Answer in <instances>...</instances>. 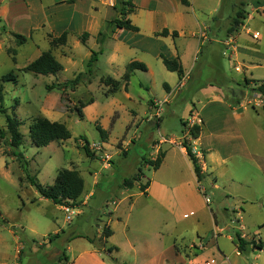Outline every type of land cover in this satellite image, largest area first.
<instances>
[{
	"label": "rangeland",
	"instance_id": "rangeland-1",
	"mask_svg": "<svg viewBox=\"0 0 264 264\" xmlns=\"http://www.w3.org/2000/svg\"><path fill=\"white\" fill-rule=\"evenodd\" d=\"M68 1L70 0H26L27 3L29 2L27 20L14 16L7 19L4 14L1 16L0 80L13 72L16 82H0V87L3 89V107L7 109L9 115L16 116L23 122L20 132L24 135V144L19 151L29 162V175L35 177L39 184L43 186L52 184L59 170H71L73 164L78 165L77 170L82 173L88 189L92 186L91 173L99 174L98 178L101 182H112L111 186L105 183L96 189V197L90 199L88 206L76 204L82 213L80 216L73 217L71 224L66 227L70 233L71 231L79 232L96 238L97 225L102 226V222L107 220L104 213L114 209L111 201L106 203V200L128 197V194L121 191L122 184L125 179L132 178L140 168L143 169L145 175L144 183L158 177L168 182L172 192L180 182L193 179L185 166L180 167L177 172H173L170 167L156 173L151 166L146 169L144 162L157 158L153 144L159 143L162 138H167L168 134H173L176 138L183 136L184 126L181 120L184 117L186 101L191 102L194 91L188 86L189 90H184L175 103L171 106L164 105L162 115H164L165 122L161 128L157 127L155 118L151 116V122H147L149 119L146 118L145 113L149 109L148 101L151 98L162 99L165 94L162 88L163 81H169L167 77L177 81L178 75L162 68L163 72H157L156 83H154V78L149 74L140 72L132 77L127 92L120 89L116 94H110L109 87L105 86L103 81L112 77L122 82L126 66L135 54L133 50L118 46L120 41H124L126 45L132 44L134 34L122 31L121 40L109 41L112 32L117 29L114 25H109L105 26L106 29L103 31L108 37L103 46L98 43L99 36L95 40L90 39L87 46H84L78 38L82 26L90 20L86 16L89 11L92 15L91 10L85 2L76 0L74 3H67ZM136 1L139 3L145 0ZM146 1L151 9L157 8L159 0ZM98 2L101 8L95 15L101 23L106 20H109V23L117 17L114 7L107 6L99 0ZM258 2L264 3V0H195L194 3L196 15L201 20L210 23L212 32H215L216 36H223L228 29L225 27L226 21L230 20L231 25L233 17L240 9H245L252 14ZM136 14L133 16L135 22L145 20ZM255 17L260 19L257 14ZM43 25L46 29L42 28ZM261 25L264 28V20H261ZM28 26L34 29L39 27L40 30L36 31V34L32 33L31 38L28 37L26 43L20 46L10 34L16 32L15 27L20 31ZM53 31L55 36H61L65 32L69 35L67 45L52 49L54 56L62 64L63 71L56 76H42L25 71L24 67L29 64V60L33 59L32 56L38 54L37 49L41 52L50 49V45L44 41H49L50 44L51 39L46 33ZM261 33L263 34L261 40L252 38L253 43L245 44L246 52L251 57L250 62L260 65V68L253 71L254 79L252 75L246 73L248 80L264 81V62L256 60V57L264 56V29ZM43 34L45 35L41 38ZM20 35L26 36V33L20 31ZM101 48L103 54L98 57L90 84L81 83L74 90L70 88L48 89L52 85L74 80L78 74L86 72L91 50L98 52ZM115 49L118 52L115 53ZM14 50L16 53L13 52ZM229 55L225 47L217 55L212 53L209 45H203L199 50L196 69L193 73V79L196 80L194 89L199 86H222L228 93L227 101L231 105H234L233 95L238 96L244 104H247L248 100H257L259 95L253 93L251 87L245 83L246 71L239 64L241 62L236 60V57L230 59ZM236 66L242 67V72H237ZM202 70H204V76ZM248 88H250L248 90L249 99L244 95ZM127 93L131 100L128 99ZM198 98L202 99V97ZM112 100L115 105L120 103L119 105L123 108L116 109L119 112L108 125L112 126L115 123L109 132L110 141L108 143L110 148H113L107 150L112 155V163L110 168L105 169L97 156L88 157L85 151L78 147L79 144L83 145L78 138L82 137L90 143L101 141L97 126L101 127V124H105L107 112L110 107L112 108ZM92 101L96 106L94 111L102 116V120L96 123L89 119L79 118V112L83 114L84 108L93 104ZM194 103L197 104V100ZM247 107V113L251 119L248 125L244 126V147L219 148L215 151L214 158L211 156L206 161L207 181L202 185L211 197L210 208L205 204L203 196L198 193V197L195 196L197 206L193 209L194 215L190 214L192 209L184 210L177 203L168 214V226L164 235L162 253L156 255L155 243L151 246L146 244L151 243L152 240L150 229L153 228V220L151 216L146 215L147 200L140 198L135 203L131 218L132 227L136 225L137 231L131 230L130 235L134 238L137 234L143 244L137 248L136 252H130L122 245L121 259L126 258V262L122 263L119 260L118 264H170L172 262L170 251L174 245H177L178 249L185 250L186 254L191 253V250L188 251L187 248L192 240L199 241L197 234L203 236V240H210L207 236L212 229L211 212L216 215L219 226L224 228L222 235L231 238L227 241V246L233 252L231 255L233 264H264V108L251 104ZM198 108L200 109V106ZM133 110L141 117L137 127L133 123L128 124L129 116L125 113L126 111L131 114ZM119 115L118 120L116 117ZM39 117L66 125L72 134V138L65 142L67 147L61 146V149L58 147L60 144L53 143L48 147L37 148L32 143L30 125L34 119ZM5 127V116L0 113V130H4ZM233 127L237 129V124ZM126 140H131L134 144L131 142L130 146H126L124 143ZM8 141L9 136L0 137V264H61L60 259L65 253L66 244L55 242L49 250L37 248V251L32 252L34 242L40 240V237L32 230L38 233L46 232L48 229L52 230L51 217L56 216L63 221L65 214L44 202L32 203L36 189L27 180V173L22 170L18 160L12 156ZM211 179L214 180V184H211ZM133 192H138V190L135 189ZM107 204L109 207L106 206ZM126 207V203L122 204L120 212L127 214L129 211H126ZM239 208L243 210L241 223L245 227L244 232L239 229L238 224L233 223L236 215H233L232 211ZM227 212H229L228 215ZM5 219L9 222L8 225L4 223ZM121 229L122 227L119 226L116 240L123 244L124 235ZM236 233L248 235L247 241H254L256 244L262 242L263 249L258 250L254 249L255 246H252L253 248L249 246L245 252L241 253V256H237L234 248ZM16 237L19 238V243ZM97 242H99L98 239ZM101 244L98 243L97 246L101 247ZM17 246H19V252L16 259ZM105 257L111 260L109 256L105 255Z\"/></svg>",
	"mask_w": 264,
	"mask_h": 264
},
{
	"label": "crops",
	"instance_id": "crops-1",
	"mask_svg": "<svg viewBox=\"0 0 264 264\" xmlns=\"http://www.w3.org/2000/svg\"><path fill=\"white\" fill-rule=\"evenodd\" d=\"M75 1L76 0H70L67 3H74ZM78 1L87 3L89 10H91L92 13V15H90V11L87 13L88 15L86 17H89L90 20L87 21L86 25L82 26L81 32L79 34L80 36L78 38L80 42V37L84 33H88L89 34V38L87 40V44H88L90 39L95 40L100 33H103L104 29H106V27L108 26L109 20H106V22L103 21L101 23V20L96 18L95 13L99 12V9L101 8L100 7L101 4L98 2V0H78ZM185 1L187 3H184V0H159L157 2V6H156L157 8L151 9L150 4H148L146 0L139 3H137V1L134 0L133 3L136 6V8L132 12V14L129 15V19L132 21V24L139 29V31L132 32L127 30L116 29L115 31L112 32L113 34L112 36H110L109 41L115 42L116 39L121 40L122 31L131 32V34L133 33L134 37L132 44L126 45L124 41H120L118 47L123 46V48H127L128 50H133L135 56L131 62L136 61L145 64L147 67V71L143 73L149 74V76L154 78L153 79L154 83H156L155 79L157 72L158 71L163 72L162 68L166 69L161 56H164L165 58L170 60L178 58L182 63L184 69V77L180 79L178 76L177 81L175 79H172L171 77H167L169 78V81H163L162 83V88L165 93L164 97L162 99L151 98L148 101L149 109L145 113V116L146 118L149 119L147 122H151L150 121L151 117L155 118L157 127L161 128V125H163V123L165 122V118L164 115H161V119L158 121L157 118L154 116L156 111V106H154L155 104L154 101L164 102L162 106L163 108L165 104L171 106L173 103H175V101L179 98V96L183 94L184 90L188 91L189 89H191L194 91L191 102L186 101L184 117L181 120L184 126L183 136L181 138H176L173 134L172 135L168 134L167 138H162V140L159 143L153 144V148L155 149L157 155L159 152H163L165 155L160 168L158 170H155L156 173L161 172L164 168H170V167L173 172H177L179 171L180 167L185 166L189 170V173L191 174V177L193 179L188 182H180L179 185L176 186L175 190L172 192L171 191L172 189H170L168 182L158 177L152 180H148L146 181L147 183H144L145 181L143 180L145 179V175L143 172V178L141 182L135 184V186L132 189L121 188L122 193L128 194V197H125L123 199L114 198V199L106 200V203L111 201V203L114 205V209L112 211L109 210L108 212L104 213V216L106 217L107 220L105 222H102V226L97 225L96 238H92L88 235L80 234L79 232L71 231L70 233V230H67L66 227L67 225L71 224L73 219L70 222H68L65 215V219L63 221H60L58 217L52 216L51 217V224L53 225V228H51L52 230L48 229L46 232L43 233H38L36 230H32L35 235H38V237H40L39 242H34L33 245L34 247L32 246V252L35 250L37 251V248H46L49 250L51 249L53 243L60 242L66 244L65 253L63 254V258L60 259L61 264H112L111 260L110 259L107 260L105 255L109 256V258L117 259L118 262L120 260L122 263H124L126 262V258H124L123 260L121 259L122 245L130 252H136L137 248L143 244V242L141 241V239L138 237L137 234L134 235V238H132L130 234H131V230L137 231L136 225L132 227L133 224L131 223L132 211L134 210L135 203L140 198H145L147 200L146 215L151 216L153 220V228L150 229V237L152 238V240L150 241L151 243L147 242L146 244L151 246V244L155 243L156 255H159V253H162V249H163L162 245H163L165 231L168 226L167 218L170 210H172L173 207L175 208L177 203L181 205V208H183L184 210L195 209L197 206L195 203V196L198 197L197 193L201 194L205 201L201 188L208 193L206 188L202 185L203 182L207 181V173H208V168L206 164L207 159L211 158V156H213L214 158L215 151H218L219 148L230 149L234 146H237L236 148L244 147V126L245 124L248 125V122L251 119V117L247 113L248 104H244V101L243 102L241 101L239 104H237L239 97L233 95L234 98L232 102L234 103V105H231L227 101V99L229 98L228 93L226 89L222 86H215V85L199 86L198 88L194 89L196 80L193 79V73L196 69L199 50L203 45L206 44L209 45L212 48V53L218 55V52H220V50L223 51L225 47V42L229 39V37H232L233 39H235L238 48L237 53L235 55L236 60L241 62L239 64L242 65V67L246 71L245 79H247L246 73L252 75V79H254L253 71L256 68H260V65L252 64V62H250L251 57L246 52L245 44H249L250 42L253 43L255 39L254 40L252 39L253 38L252 34L254 33L260 34L261 38L259 40L263 38V34L261 33V30L264 28L263 25H261V20L262 21L264 20V3L258 2V4L253 8L252 14H249L246 11L247 18L245 21L247 22L245 24L244 21V24L239 28L238 32L232 35L228 33V29L230 28L229 26L230 20H228L226 21L225 24L226 25L225 27H228V29H226L227 33L224 34L223 36L220 35L216 36L215 32H212L210 23L208 21L201 20L196 15V7L194 3L195 0H185ZM28 6H29V2L27 3L26 0H0V18L4 14V17L7 19H9L11 16H14L17 18L22 17L27 20L28 18L27 13L29 10ZM113 11L112 13H114ZM135 13H137L136 16L137 15L140 17L142 16L143 18H145V20L144 21L139 20V22H135L133 20V16H135ZM255 14L259 15L260 19H257L255 17ZM42 28L46 29V26L43 25ZM15 30L17 32L19 31V28L15 27ZM38 30H40L39 27H35L34 29L33 27L28 26L24 29H21L20 31L22 33H26L25 36L26 38L28 37L31 38L32 33L36 34V31ZM164 30H168L169 35L159 36L158 34L162 33ZM20 31L18 33L16 32L14 33L20 35ZM173 32L178 33V36L176 38L172 36ZM46 34L49 35L51 41L53 38L60 37V36H55L54 31L50 33L47 32ZM44 35L45 34H43L41 38ZM44 42L50 45V49L47 51L50 50L52 51L51 42L50 44L49 41H44ZM36 44H34V46L38 47V45ZM87 44L86 45L83 44V45L87 46ZM37 51L38 54H36V56H32L33 59L31 61L29 60L28 65H30L32 62L37 60L44 53L41 52L39 49H37ZM114 52L116 53L118 52V50L115 49ZM90 57H91V53H90ZM16 60H17V56H16ZM256 60L264 62V56L256 57ZM140 72L141 71H136L133 76H137ZM202 73L204 76V70H202ZM188 86L189 89H187ZM121 89L125 90L124 86H122ZM228 90L231 91L230 88H228ZM248 90H250V88L246 90L244 95L245 98L249 99ZM125 92L127 91L125 90ZM127 97L129 100H131L128 93H127ZM198 97H202V99L206 100V102H204V100ZM195 100H197L198 105L194 103ZM112 101H113L112 108L110 107L109 111L107 112V118L105 120V124H101V127L108 134V139L106 142L102 141V139L100 142H97V143H102L106 151L113 148V147L110 148L108 143L110 141L109 132L112 130V127L114 126L115 123L112 126H108V125L110 124V121L115 116V114L119 112L116 109L123 108L122 105H119L120 103L119 104L117 103V105H115L114 100ZM198 106H200V109L198 108ZM94 108H96L94 103L84 108L83 120L89 119L90 121L95 123L96 121L102 120L101 114L95 112ZM194 112L197 113L202 120V125H200L201 132L197 138L191 136V134H189L190 133L189 130L184 125V122L189 117V115ZM125 113L127 114V116H129L128 124L133 123V125L137 127V125L139 124V120L141 119L138 112H135L133 110L131 114L126 111ZM119 118L120 115L116 117V119L118 120ZM235 124H237V129L233 127V125ZM241 126L243 127L242 129ZM78 139H80L79 141H82L84 144V141L81 137H79ZM65 142H54V143L60 144L58 145V147L62 149V147L65 146ZM131 142H132L131 140L129 141L126 140L124 143L126 144V146H130ZM184 142H187V144L192 149L197 150L198 156L196 157L199 161L200 166L202 167V173L204 175V179L202 180V182L198 181L193 163L188 156L186 148L182 145V143ZM93 144H96V142L90 143V148L91 145ZM78 147L83 149L82 144L81 145L79 144ZM223 161H225V159H223ZM28 166H29V162H28ZM149 166L150 165L145 164L144 162V167L146 169ZM72 167L73 169L77 170L78 165L73 164ZM77 171L80 173L81 177L83 178L82 173L79 170ZM37 173L39 174V171ZM28 175H29V170H28ZM91 176L93 177L92 186L88 189L86 181L84 180L85 182L84 192L76 203L84 207L89 205L90 199L96 197V189L100 188L105 183L108 184V186H111L112 184L111 181L101 182L98 178L99 174L91 173ZM54 182L55 180L53 181V183ZM37 183L39 184V182ZM214 183H215L214 180L211 179V184ZM52 184H48L44 187L51 186ZM146 184H148L147 188L145 189V191H143L141 189V186ZM135 189L138 190V192H133V190ZM134 198L135 200H133ZM41 202L56 207V209L64 212L62 206L55 205L52 201L43 198L38 194L36 190V193L32 197V203H41ZM124 203H126L127 206L125 208L126 211L127 212L129 211L128 213L126 212L127 214H123L122 212H120V206ZM76 204L75 206L77 207ZM106 206L109 207L108 204ZM207 207L210 208V206L208 205ZM77 210H78V214L76 216H80L82 211L81 209H78V207ZM239 211L241 213L242 216L241 218L243 221L242 208L234 209L232 211V214L236 215ZM190 214L194 215L195 214L194 210L191 211ZM228 214L229 212H227V215ZM210 215H211L212 229L209 236H207V239L210 238V240L209 239L208 241L203 240L204 239L202 238L203 236L197 234L199 241L197 242L196 240H192L191 244L187 248L188 251L191 250V253L188 254L184 253L185 250L178 249L177 245H174L173 249L170 251L171 260H172L170 264H203L205 261L211 259H214L217 264H233L231 260L232 258L231 255L233 254V252L229 250L227 246V241H230L231 238L230 237L226 238L225 236L222 235L224 228H221L219 226L215 214L211 212ZM106 226L111 230L112 234L108 239L105 240L102 235L104 232V228ZM119 226L122 227L121 230L124 235L123 244H120V242L116 240L117 233L119 231ZM22 229L24 231V228ZM51 236H56V237L51 241L50 239ZM97 239L99 242H97ZM17 240L19 243L20 242L19 238H17ZM98 243H102L101 247L97 246ZM260 243H257V245ZM200 246H203V248H201ZM234 248L236 251V255L241 256V253L237 249L236 240H235ZM18 249L19 246H17L16 249V256H15L16 259L18 258V252H19ZM254 249H258V248L256 247Z\"/></svg>",
	"mask_w": 264,
	"mask_h": 264
},
{
	"label": "trees",
	"instance_id": "trees-1",
	"mask_svg": "<svg viewBox=\"0 0 264 264\" xmlns=\"http://www.w3.org/2000/svg\"><path fill=\"white\" fill-rule=\"evenodd\" d=\"M184 3H187L184 0ZM246 6V5H244ZM136 6L133 3V0H115L114 9L117 12V17L111 20L108 23L109 25H114L117 29L120 30H127L132 32H138L139 29L132 24V21L127 18L130 15ZM247 18L246 10L240 9L237 11L236 15L233 17L232 23L230 28L228 29V33L230 35L238 32L239 28L244 24V21ZM11 37H13L18 45H23L26 43L27 38L23 35L11 33ZM159 36H168V30H164L162 33L158 34ZM172 36L176 38L178 36L177 32H173ZM89 38L88 33H84L80 37V41L82 44L86 45L87 40ZM108 37H106L105 33H100L98 37V43L100 46H103L106 42ZM68 42V33H63L58 38H53L51 41L52 49L59 46H65ZM13 52L16 53L14 50ZM103 53L102 48L97 51H91V57L88 61L86 72H82L76 76L74 80L66 81L62 84H56L48 87L49 90L59 88L60 90H64L66 88H70L74 90L78 85L81 83L90 84L92 81V77L94 76V67L98 62V57ZM163 63L166 69L170 72L176 73L179 78L184 77V69L182 63L178 58L170 60L161 56ZM27 72H32L36 75L42 76H49V75H58L60 72L63 71L62 64L56 59L53 55L52 51L44 52L37 60L32 62L28 65L25 69ZM136 71L145 72L147 71V67L145 64L133 61L129 63L126 67L125 74L122 77V82L113 79L112 77L106 78L103 83L105 86L109 87L110 94H116L123 86L125 90H128L129 83L131 81L132 76L135 74ZM16 82V76L13 72L7 74L6 76L2 77L0 82ZM247 86L255 85L252 87V92L255 94L260 95L264 98V81H252V80H245ZM4 96H3V89L0 87V113L5 116L6 119V127L4 130H0V137L3 138V135L9 136L8 145L11 150V154L15 157L22 170L27 173V180L29 183L37 190L38 194L45 199L52 201L55 205L58 206H66L71 205L75 206L77 201L80 199L84 192L85 182L84 179L81 177L80 173L75 170L69 169H62L59 171L55 182L51 186H41L37 183L34 177L28 175V161L22 152H20V148L24 144V135L20 132V127L22 126V121H20L16 116H11L8 114L7 109L3 107ZM241 102V99L238 98L237 104ZM93 103V101L91 102ZM90 103V104H91ZM86 106V105H85ZM79 118L83 119V114L79 112ZM183 124V123H182ZM159 125V124H158ZM184 125L186 123L184 122ZM97 130L100 134L102 141H107V132L100 126H97ZM201 129L200 126H195L191 129L190 134L194 138H197L200 135ZM30 136L33 144L37 148H44L48 147L50 144L54 142H65L72 138V134L70 130L66 127L65 124L60 122H52L45 117H39L32 121L30 125ZM82 138V137H81ZM84 141L83 150L85 151L86 155L91 158H95V154L91 151L90 143L82 138ZM182 145L186 148L188 156L193 163L194 170L199 182H202L204 179V175L202 173V167L199 164L197 157L193 154L192 148L187 144V142L182 143ZM165 155L163 152H159L157 158L155 160H145V164L150 165L153 167L154 170H158L163 162ZM143 178V170L140 168L138 172L129 179H125L122 186L126 189H132L135 184L140 183ZM147 185H142L141 189L145 191ZM4 223L8 225V221L5 219ZM15 228V227H13ZM111 230L106 226L103 232V238L106 240L111 236ZM56 236H51V241ZM237 249L240 253L245 252L249 246H255L259 250L263 249V244H256L254 241H247L241 238L240 233L235 234ZM111 262L114 264H118L117 259L111 258Z\"/></svg>",
	"mask_w": 264,
	"mask_h": 264
},
{
	"label": "built area",
	"instance_id": "built-area-1",
	"mask_svg": "<svg viewBox=\"0 0 264 264\" xmlns=\"http://www.w3.org/2000/svg\"><path fill=\"white\" fill-rule=\"evenodd\" d=\"M100 2H102L103 4L107 5V6H111L114 7L115 5V0H99ZM253 39L255 40H259L260 39V34L259 33H254L252 34ZM225 48L228 50V52L230 53L229 57L230 59L234 58L236 53H237V43L235 41V39H233L232 37H229V39L225 42ZM226 54V52H225ZM236 71L237 72H242V67L240 66H236ZM251 87H255V85H251ZM154 106H156V111L154 116L157 118V120L159 121L161 119V115H162V106L164 104V102H160V101H154ZM248 105H254L256 107L259 108H264V98H262L259 95V98L257 100L251 101L248 100L247 102ZM186 123V128L189 130V132L191 131V129H193V127L195 126H200L202 125V120L201 118L198 116L197 113H191L189 115V117L186 119L185 121ZM190 134V133H189ZM91 150L95 153V156H97L99 158V160L103 163V167L105 169L110 168L111 167V163H112V155L109 154L105 148L104 145L102 143H96L91 145ZM193 150V154L195 156H198L197 150L196 149H192ZM204 198H205V202L208 206H210L211 204V197L208 195L207 192H205L202 188H201ZM63 211L64 214L66 215V219L68 222H70L73 217H75L78 214V210L75 206H71V205H66L63 206ZM241 213H237L236 214V218L233 220V223H236L239 225V229L244 232L245 231V227L242 225V218H241ZM241 238L244 240H248V235H246L245 233L240 234ZM201 248H203V246H200ZM203 264H217L216 261L214 259L211 260H207L205 261Z\"/></svg>",
	"mask_w": 264,
	"mask_h": 264
}]
</instances>
